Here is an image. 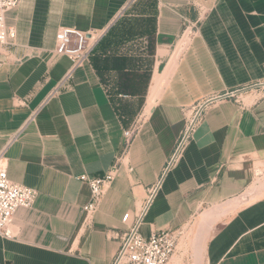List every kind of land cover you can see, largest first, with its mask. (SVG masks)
Masks as SVG:
<instances>
[{"label":"crops","instance_id":"obj_1","mask_svg":"<svg viewBox=\"0 0 264 264\" xmlns=\"http://www.w3.org/2000/svg\"><path fill=\"white\" fill-rule=\"evenodd\" d=\"M130 1L21 0L5 13L16 34L0 49V150L9 178L38 197L0 234V264H110L138 217L143 236L209 220L205 264H264V196L208 210L264 173V0ZM61 26L108 32L72 68L54 52ZM185 35L158 95L131 120L101 80L108 51L150 36L159 60ZM111 168L86 224L79 176Z\"/></svg>","mask_w":264,"mask_h":264},{"label":"built area","instance_id":"obj_2","mask_svg":"<svg viewBox=\"0 0 264 264\" xmlns=\"http://www.w3.org/2000/svg\"><path fill=\"white\" fill-rule=\"evenodd\" d=\"M134 0H131L132 2ZM21 0H0V49L9 45V39L15 37V28L5 23V13L17 7ZM107 28L88 31L72 26H61L55 34V49L57 54L67 56L72 68L89 60L95 47L105 35ZM134 128L123 131V143L128 146L132 141ZM5 150H0V234L9 236L8 225L19 207L31 208L38 197L34 188L13 182L7 174ZM115 164L113 165V167ZM113 168L102 176L82 174L79 179L88 184L89 201L82 206L83 222L92 223L94 213L102 200L105 189L113 178ZM132 168H129V171ZM137 218L134 225L122 236L118 250L110 264H164L174 254L182 231L164 229L143 236L137 229Z\"/></svg>","mask_w":264,"mask_h":264},{"label":"rangeland","instance_id":"obj_3","mask_svg":"<svg viewBox=\"0 0 264 264\" xmlns=\"http://www.w3.org/2000/svg\"><path fill=\"white\" fill-rule=\"evenodd\" d=\"M186 37L187 35L183 37L181 43L159 60L154 57V40L150 36L136 38L135 42L130 44L126 40L120 46L119 52L108 51V56L105 57L100 70L101 80L115 100L127 104L126 111L131 120L138 117L145 105L152 104V88L154 91L165 82ZM112 55L122 61H115ZM262 196H264V173H258L243 195L224 204L212 206L208 210L219 208L217 214L224 213L243 202ZM209 224V220L198 217L189 222L183 230L174 254L164 264H205L204 250L213 230L210 228L212 224Z\"/></svg>","mask_w":264,"mask_h":264},{"label":"bare ground","instance_id":"obj_4","mask_svg":"<svg viewBox=\"0 0 264 264\" xmlns=\"http://www.w3.org/2000/svg\"><path fill=\"white\" fill-rule=\"evenodd\" d=\"M161 89V86H159L157 89H155L153 92H152V96H151V100L153 101L156 96L158 95V92L160 91Z\"/></svg>","mask_w":264,"mask_h":264}]
</instances>
